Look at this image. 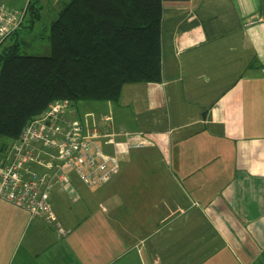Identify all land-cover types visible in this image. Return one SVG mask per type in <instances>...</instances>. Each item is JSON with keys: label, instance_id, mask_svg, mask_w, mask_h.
I'll use <instances>...</instances> for the list:
<instances>
[{"label": "crops", "instance_id": "0c3cea01", "mask_svg": "<svg viewBox=\"0 0 264 264\" xmlns=\"http://www.w3.org/2000/svg\"><path fill=\"white\" fill-rule=\"evenodd\" d=\"M60 1L35 37L48 41ZM162 9L161 82L72 106L80 118L111 114L118 145L103 149L118 156L117 172L99 188L55 185L64 237L0 199V264H106L75 228L80 203L105 192L121 200L112 207L123 227L139 232L135 264H264V0H163ZM131 142L144 145L126 150Z\"/></svg>", "mask_w": 264, "mask_h": 264}, {"label": "trees", "instance_id": "16d2710c", "mask_svg": "<svg viewBox=\"0 0 264 264\" xmlns=\"http://www.w3.org/2000/svg\"><path fill=\"white\" fill-rule=\"evenodd\" d=\"M26 5L31 26L40 8ZM162 8L163 0H68L49 25V55L20 54L17 39L0 45V159L53 101L117 103L125 85L160 83Z\"/></svg>", "mask_w": 264, "mask_h": 264}, {"label": "built area", "instance_id": "2783aa9c", "mask_svg": "<svg viewBox=\"0 0 264 264\" xmlns=\"http://www.w3.org/2000/svg\"><path fill=\"white\" fill-rule=\"evenodd\" d=\"M25 9L0 4V45L21 28ZM258 17L256 22L263 21ZM110 113L78 117L67 100L53 101L21 130L7 155L0 159V199L52 223L59 236L68 233L53 214L50 195L55 185L66 186L72 173L86 187L98 188L117 172L118 156L107 155L103 145L118 144ZM144 144L127 143L126 150ZM34 167L37 170H34Z\"/></svg>", "mask_w": 264, "mask_h": 264}, {"label": "rangeland", "instance_id": "374dc122", "mask_svg": "<svg viewBox=\"0 0 264 264\" xmlns=\"http://www.w3.org/2000/svg\"><path fill=\"white\" fill-rule=\"evenodd\" d=\"M28 1H31V3H36L38 1V6L43 5L41 11L42 19L39 23H36V27L34 30L30 31L27 27L23 31L21 30V33L18 35L21 47L19 53L26 55L30 54L35 56H47L50 53L48 41L46 39H39L35 36H37V33H39L38 31H40V29L43 27L42 24H44L45 21H48V12L46 11L48 3H50V7H53V3L55 0H0V4L7 6L11 9H25ZM67 1L68 0H61L58 6L63 5L64 2ZM49 11V15L51 16V11L54 12V9ZM11 39L13 38H8V41H12ZM130 85L139 86L142 85V83ZM87 114L92 115L90 113ZM164 117L166 118V116ZM138 121H140V119ZM164 126L165 125H163L162 128ZM134 128V126H130L129 130ZM123 130H125L127 133H134L132 132V130L127 131L126 128H123ZM70 180L72 181L71 183L73 187H83L80 181L76 179L72 173L70 174ZM58 187L59 186H55L54 188V196L58 193ZM112 193L114 195H118L117 192ZM120 201L121 200L119 198H116L115 196H108L107 192L104 193L103 197H94V199H92L89 203L86 201H82L80 204L83 205L85 214L81 218L80 225L76 226L75 228H77V231L87 230L88 236L85 240L87 241L91 252H95L94 256H97L98 253V251H96L98 249L97 243L101 246L102 250L100 251V254L105 255L104 257L107 256V260L105 262L106 264H135V249L132 246L135 238L137 237L134 234L138 235L139 232L135 231V233H133L123 227V225L126 223V221L123 220L124 216L116 214L117 211L115 207H112L113 202L117 204ZM122 204L123 201L121 202V206ZM96 228H98V232L95 231ZM94 232L99 234L98 241L97 236L93 234ZM160 240L161 239H159L157 242L160 243ZM113 251L119 253L120 256L115 255V253L113 254V256ZM110 254L112 255V258ZM152 264H164V262L155 261Z\"/></svg>", "mask_w": 264, "mask_h": 264}]
</instances>
